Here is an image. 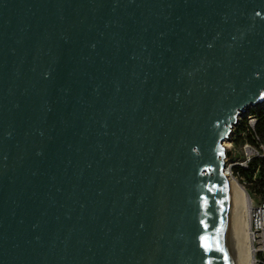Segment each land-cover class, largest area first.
<instances>
[{"label":"water","instance_id":"obj_1","mask_svg":"<svg viewBox=\"0 0 264 264\" xmlns=\"http://www.w3.org/2000/svg\"><path fill=\"white\" fill-rule=\"evenodd\" d=\"M262 106L264 0H0V264H242Z\"/></svg>","mask_w":264,"mask_h":264},{"label":"built area","instance_id":"obj_2","mask_svg":"<svg viewBox=\"0 0 264 264\" xmlns=\"http://www.w3.org/2000/svg\"><path fill=\"white\" fill-rule=\"evenodd\" d=\"M264 108V106L255 108L243 117L240 121L247 123L250 130V137L241 145H233L231 156L227 159V166L230 169L229 177L235 181L238 187L244 191V197L249 202L248 218L249 229L248 235L252 251L253 264H264V192L258 193L252 190L253 181L262 179L264 182V173L261 174V168L264 169V135L258 131V116L255 110ZM236 128V127H235ZM234 128V130H235ZM235 133L233 131L232 138ZM233 142L235 141L233 139ZM239 153L241 157L236 158ZM258 161L259 164L253 167V163ZM244 171L252 172L253 181L247 179Z\"/></svg>","mask_w":264,"mask_h":264},{"label":"bare ground","instance_id":"obj_3","mask_svg":"<svg viewBox=\"0 0 264 264\" xmlns=\"http://www.w3.org/2000/svg\"><path fill=\"white\" fill-rule=\"evenodd\" d=\"M225 145L226 146L229 145V142L227 140L225 141ZM225 171L227 172V174L230 173V169L228 166L227 168H225ZM231 191H232V195L234 199L239 249L241 248V250L243 251V253L240 254L241 263L242 264H253L252 251H251L250 240H249V235H248L249 202L246 199V197H244V194H243L244 191L240 187H238L235 181L232 179H231Z\"/></svg>","mask_w":264,"mask_h":264},{"label":"trees","instance_id":"obj_4","mask_svg":"<svg viewBox=\"0 0 264 264\" xmlns=\"http://www.w3.org/2000/svg\"><path fill=\"white\" fill-rule=\"evenodd\" d=\"M254 113L258 116L259 122L257 124V129L264 135V108H260L259 110H255ZM234 137L232 138L235 141V145H241L247 138L250 137V130L247 123L240 121L234 130ZM259 164L258 161L253 163V167H256ZM264 173L263 167L261 168V174ZM244 175L247 179L253 181L252 172L244 171ZM252 190L263 193L264 192V182L262 179H257L253 181Z\"/></svg>","mask_w":264,"mask_h":264},{"label":"rangeland","instance_id":"obj_5","mask_svg":"<svg viewBox=\"0 0 264 264\" xmlns=\"http://www.w3.org/2000/svg\"><path fill=\"white\" fill-rule=\"evenodd\" d=\"M231 139H232V137H231ZM227 140L228 142H229V145H227V148L229 149V150H232V149H234V147H236V146H233V145H235V143L233 142V144H232V140ZM236 148H239V147H236ZM232 154V153H231ZM235 157L236 158H239V157H241V154H239V153H237L236 155H235ZM227 168V167H226ZM247 240H248V238H247ZM240 250V254H242L243 253V251L241 250V248L239 249Z\"/></svg>","mask_w":264,"mask_h":264}]
</instances>
